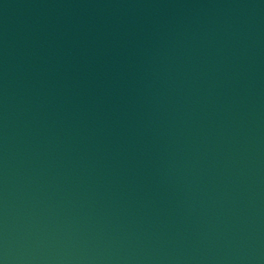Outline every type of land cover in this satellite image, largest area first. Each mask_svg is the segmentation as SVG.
Listing matches in <instances>:
<instances>
[{
  "label": "water",
  "instance_id": "95a60500",
  "mask_svg": "<svg viewBox=\"0 0 264 264\" xmlns=\"http://www.w3.org/2000/svg\"><path fill=\"white\" fill-rule=\"evenodd\" d=\"M0 264H264V0H0Z\"/></svg>",
  "mask_w": 264,
  "mask_h": 264
}]
</instances>
